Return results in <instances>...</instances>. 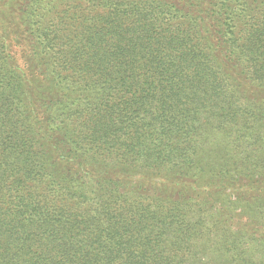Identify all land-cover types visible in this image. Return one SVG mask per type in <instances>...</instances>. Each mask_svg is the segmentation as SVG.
Returning <instances> with one entry per match:
<instances>
[{"label": "trees", "instance_id": "16d2710c", "mask_svg": "<svg viewBox=\"0 0 264 264\" xmlns=\"http://www.w3.org/2000/svg\"><path fill=\"white\" fill-rule=\"evenodd\" d=\"M0 264H264V0H0Z\"/></svg>", "mask_w": 264, "mask_h": 264}]
</instances>
